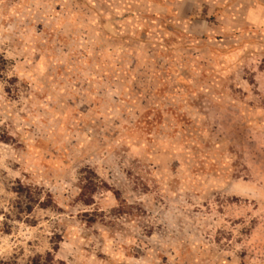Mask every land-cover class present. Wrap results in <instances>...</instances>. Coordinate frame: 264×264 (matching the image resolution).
Returning <instances> with one entry per match:
<instances>
[{
  "label": "rangeland",
  "instance_id": "374dc122",
  "mask_svg": "<svg viewBox=\"0 0 264 264\" xmlns=\"http://www.w3.org/2000/svg\"><path fill=\"white\" fill-rule=\"evenodd\" d=\"M0 264H264V0H0Z\"/></svg>",
  "mask_w": 264,
  "mask_h": 264
},
{
  "label": "trees",
  "instance_id": "16d2710c",
  "mask_svg": "<svg viewBox=\"0 0 264 264\" xmlns=\"http://www.w3.org/2000/svg\"><path fill=\"white\" fill-rule=\"evenodd\" d=\"M5 64V60L0 56V70L1 66ZM27 264H63V263H56L53 260V257L47 253L45 257L37 256L36 258H33L32 260L29 261Z\"/></svg>",
  "mask_w": 264,
  "mask_h": 264
}]
</instances>
